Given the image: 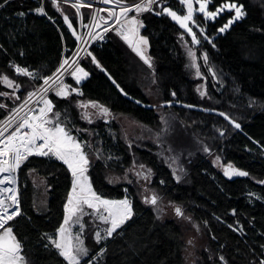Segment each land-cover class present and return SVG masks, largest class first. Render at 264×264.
Masks as SVG:
<instances>
[{
	"label": "trees",
	"instance_id": "1",
	"mask_svg": "<svg viewBox=\"0 0 264 264\" xmlns=\"http://www.w3.org/2000/svg\"><path fill=\"white\" fill-rule=\"evenodd\" d=\"M224 1L243 5L244 18L221 32L229 14L216 23L196 17L204 35L196 33L199 45L194 46L179 23L162 13L167 8L183 15V7L176 0H156L153 8L160 15H138V35L133 38L137 44L140 37L147 40L146 47L138 46L151 67L112 29L79 66L87 78L77 84L70 76L73 91L67 98H48L51 115L58 113L67 130L73 126L93 130L95 151L101 154L87 171L92 191L118 200L128 197L132 209L131 218L99 243L98 228L89 227L88 255L80 264H259L264 260V0H214V5ZM0 4L4 5L0 7L1 120L5 107L14 104L8 95L23 99L54 71L63 54L74 50L77 38L63 17L66 4L54 5L51 0H0ZM69 19L77 34V18ZM184 46L197 59L206 89L203 96L196 89L198 79L186 71ZM14 65L32 75H16ZM5 77L11 87L2 81ZM146 86H153L161 102L158 108L173 113L192 137L190 153L162 156L148 139L128 145L113 118L82 122L78 105L93 102L113 117L123 116L157 130L160 115L144 92ZM211 153L248 175L228 179L208 159ZM133 166L149 175V186L162 198L157 204L180 206L189 214L202 233L198 245L188 243L189 225L162 218L156 204L144 206L135 182L107 181L108 171L123 174ZM17 170L20 215L6 227H12L21 245L24 264H67L53 241L63 220L71 172L55 157L38 156H29ZM32 170L45 179L47 187L42 212L34 205L35 189L28 174Z\"/></svg>",
	"mask_w": 264,
	"mask_h": 264
},
{
	"label": "snow or ice",
	"instance_id": "2",
	"mask_svg": "<svg viewBox=\"0 0 264 264\" xmlns=\"http://www.w3.org/2000/svg\"><path fill=\"white\" fill-rule=\"evenodd\" d=\"M56 0H53L55 5ZM67 3L68 0H65ZM105 4H113L115 7L120 8L119 15H115V20L119 23L121 17H126L127 14L131 11H136L137 13L141 11L150 10V5L156 3V0H148L147 3H139L134 6L126 7L122 4L121 0H102ZM199 2V11L203 13L206 19L212 18L215 19L217 15L223 12L225 9L228 11L235 12L233 18H230L228 24L220 29L221 32H224L231 24L236 20L242 18L245 13L243 11V5L224 4L216 9L215 12L207 11V5L211 0H198ZM7 3V0H5ZM181 3L186 4L188 11L187 15L181 17L177 15L176 12L171 11L167 8L162 9V12L167 13L173 20L179 23L180 27L185 29L189 35L192 36V43L198 44L199 41L196 39V36L193 34L192 29L188 27V22L193 21V10L191 5V0H181ZM3 4H0V7H3ZM90 7L81 3L80 0H76L72 7L79 8ZM59 11V8H57ZM40 14H44L43 9L39 10ZM114 13L109 12V16H113ZM65 23H68V17L65 16ZM95 20V17L93 18ZM107 21H105L106 23ZM138 21L134 18H128L126 31H121L118 34L129 43L130 47H133V51L137 53L138 56L144 61L145 64L151 67L150 59L147 58L138 46H134L132 42V37L138 35ZM69 28H72V24L68 23ZM131 26V27H127ZM142 26V25H140ZM99 27V25H97ZM108 31L107 28L104 29ZM75 35V33H73ZM95 39V37H93ZM183 38V37H182ZM80 40V37H77ZM207 39V37H205ZM211 43V41H209ZM147 40L143 37H140L138 44H142L145 47L147 46ZM91 55V53H89ZM189 56L194 57V54L189 51ZM205 62H207V56L204 57ZM93 62L97 63V67H100L99 63L93 57ZM75 63V61H73ZM65 65H69V61L65 59L57 73L62 75V70L65 69ZM70 66V65H69ZM192 67H196L195 62H193ZM103 70V69H102ZM18 73L23 75L31 76L32 74L26 70L17 68ZM54 73L56 79H59V75ZM72 75L76 78L77 83L80 82L84 77L88 76V73L85 72L82 68L76 67L72 72ZM197 76L200 75L199 70L196 73ZM55 83L52 77H48L44 80V84L48 85L49 88L51 84ZM9 87L12 86V82L6 77L3 81ZM18 87V86H17ZM48 88L44 89V92H47ZM79 94V93H78ZM201 96L204 95L203 92L200 93ZM57 96L66 97L68 92L66 88L61 87L57 92ZM175 95V93H173ZM44 107L39 109V115L30 116L28 119L23 120V122L17 127L11 135L7 136L5 139H0V173H9L15 172L18 169L23 161H25L29 156H53L56 159L60 160L62 163L67 165L69 171L73 177V188L72 192L69 195L68 203L65 206L66 216L64 225L61 227L60 239L54 240V246L59 250V255L62 256L67 264H80V257L86 256L88 250L83 246V241L79 236L76 237V244L74 245L71 238L67 235L68 228L66 227L69 221L72 219L77 212H80L81 215L84 213L80 207L81 204L86 205L88 208L93 209L94 213H99L102 208L104 212L107 213V216L99 215L98 218L105 224H110V227L107 228L106 237H112L113 233L129 218L132 216V209L129 202L125 199L122 201H109L101 199L95 192L92 191L91 185L87 182V177L84 173L87 171L88 160L85 157L84 152L81 150V145L77 143L71 135L61 127L59 123H55L52 127H47V125L52 124V121L47 118L48 113L52 112V103L43 99ZM89 105L81 104V107H88ZM3 107V105H0ZM91 107H99L100 111L107 114V109L100 107L99 105L93 103ZM225 119H228L225 116ZM236 128H239V124H234ZM27 128L28 132L20 134V129ZM4 131H7L5 128ZM223 135V133H221ZM0 136H3V131H0ZM37 141H42V143L37 144ZM224 174L231 178L232 176H247L248 173L244 171L237 170L232 165H228L224 169ZM14 181L9 175L4 179H0V184H12ZM0 193H3L7 197V201H11V204H8L5 199H0V264H23V257L20 255L21 245L17 242L16 237L13 235L12 227L6 225L9 224V221L17 215H20V210L18 206L17 196L15 189L13 188H0ZM11 193V195H8ZM152 204L156 203V198L153 197L151 200ZM10 209H14L11 210ZM177 215L181 214V210L178 208ZM77 222H79V217H77ZM83 229V224H81V230ZM235 230V229H234ZM102 237L100 232L96 233V240L99 243ZM223 257L221 260L223 261ZM261 264H264V260L261 261Z\"/></svg>",
	"mask_w": 264,
	"mask_h": 264
},
{
	"label": "rangeland",
	"instance_id": "3",
	"mask_svg": "<svg viewBox=\"0 0 264 264\" xmlns=\"http://www.w3.org/2000/svg\"><path fill=\"white\" fill-rule=\"evenodd\" d=\"M44 1V0H41ZM53 1V0H51ZM139 3H147L148 0H139ZM58 3H63L66 4V9L67 10V15L66 13H63V17L67 16L68 17V23H70V17L77 18L78 21V30L79 31V25L80 23L88 22L91 18H94V13L91 7H82L77 10V8L72 7V4L76 2V0H69L67 3L65 1H56ZM82 3L83 0H80ZM136 2V1H135ZM137 3V4H139ZM136 5V4H135ZM134 6V5H133ZM153 8V6H152ZM154 12H157L154 10ZM146 11H141L137 13L136 11H131L128 14L133 15L131 18L136 19L138 15L141 13H144ZM147 13V12H146ZM151 13V12H149ZM153 14V13H152ZM154 15V14H153ZM156 16V15H155ZM181 16V15H180ZM65 20V19H64ZM197 22V20L195 19ZM67 23V25H68ZM127 22H125L126 26ZM178 25V24H177ZM131 27V26H127ZM178 27L186 33V35L191 39L192 42V36L189 35V33L180 27ZM190 28L192 29L193 34L196 36V33H199L197 29L191 25ZM73 33H75L72 28H70ZM127 30V28H126ZM200 34V33H199ZM74 37H78V33L74 35ZM134 37H132V42L134 46H138L137 42L133 40ZM197 39V38H196ZM211 41V40H210ZM193 44V43H192ZM194 46H198V44H193ZM139 47V46H138ZM189 51H191L193 54L194 52L187 48V46H184V54H185V68L186 71H188L189 76L192 79H198V84H197V92L200 94L201 92L204 93L205 85L204 82L201 81V72L200 68L197 63V59L194 55V57L189 56ZM193 62H195L196 67H192ZM197 70H199L200 75L197 76ZM4 81V79H2ZM70 84L67 82L63 84L61 87L66 88V91L68 92V95L70 94L73 89L70 88ZM58 88L57 91L60 89ZM33 89V88H32ZM32 89L26 94V96L21 99L20 101H16L17 97L15 94L11 93L8 95V97L13 101V105L10 108H6V113L4 117L0 120V131H3V136H0V139H5L7 136L11 135V133L15 130L17 125H15L16 121L19 120L20 117H25L31 106V99L29 98V93L32 91ZM56 91V92H57ZM56 92L53 93L52 95H56ZM144 92L147 95V98L150 100L151 106H154L157 108V112L160 115V127L157 130H150L146 129L145 127L137 124L133 120L123 117V116H115L113 117L108 111L107 114L105 115L102 113L99 109V107L94 108L91 107V104L93 102H86L82 104L89 105L88 107H81V104L78 105V108L81 110V120L82 122H91L94 121L95 119L102 118L104 119L103 121H109L112 118L115 119L119 125V129L121 130L123 137L125 138V142L128 145H131L133 143H136L137 140L145 141V140H150L149 142L155 143L156 148H154L155 152L158 153L159 155L164 156L167 155L168 157L172 155V153L177 154L178 152L182 151L183 153H190V149L193 148L194 144L192 143V137L187 134V131L185 130L184 126L178 121V119L175 117L173 113L170 111H163V109L158 108L160 107L161 102L158 100L157 95L155 94V90L153 89V86H146L144 88ZM28 95V96H27ZM67 95V96H68ZM66 96V98H67ZM27 97V98H26ZM61 97V96H59ZM26 98V99H25ZM49 100V99H48ZM96 104V103H95ZM98 105V104H97ZM100 106V105H99ZM102 107V106H100ZM104 108V107H103ZM47 118L52 121V124L47 125L48 127H52L55 123H59L61 127L65 128V130L73 137V139L81 145V150L84 152L85 157L88 160V165H87V171L88 169L91 168L93 163L97 160L100 159L99 155L100 150L95 151L96 149V139L94 138L93 130L90 129L89 127L86 126H73L72 129L67 130L65 123L62 122L59 119L58 113H48ZM14 125V126H13ZM13 127V128H12ZM7 129V131H4V129ZM184 138L189 142V144H186L184 141ZM166 152V153H165ZM46 157H53V156H46ZM167 157V156H165ZM208 159L216 166V168L220 169L222 174H224V166L227 165V163L223 162L222 158L219 157L218 154L216 153H211L210 156H207ZM54 158V157H53ZM85 172L84 175L87 177V182L90 184V179L88 176V172ZM14 181H15V187H16V196H17V201L19 200L18 196V170L14 172ZM31 178L33 179V183L35 185L36 192H34V196L36 197L38 204L42 205L44 204V201H47V187L45 183V179L40 176L36 171H31L29 173ZM226 176V175H225ZM106 179L109 183H116V182H128V183H136L137 186V194L139 196V199L141 200L142 204L144 206H152L154 204L151 203V200L153 197L156 198V205L157 208L160 212L163 213L162 218L165 216L167 217H172L176 218L179 220L180 223H186L189 225V234H188V243H191V245H198L201 242V230L195 226V224L192 222L190 219L189 214H185L184 209L180 206L176 205H170L167 204L166 202H163L161 205L157 204L158 200L162 199L160 195L157 194V192L149 186V175L146 173V171L142 170L141 168L137 166H133L127 171H125L123 174L115 173L114 171H108L106 174ZM135 180V181H134ZM91 185V184H90ZM73 188V177H72V183H71V189L70 193L72 192ZM92 188V187H91ZM14 189V187H13ZM11 195V193H10ZM69 195L67 197L65 206L68 203ZM101 199H110L113 201H122V200H127L130 204V200L128 197L124 199H113L109 197H101ZM163 201V200H162ZM19 206V202H18ZM64 206V215H63V220L61 223L60 228L57 231L56 235V240L60 239V229L64 225L65 221V216H66V210ZM82 211L86 214L81 215L80 212H77L76 215L72 217V219L69 221L68 225L66 226L68 228V233L67 235L71 238L73 244H76V237L79 236L80 239L84 242L86 235H83L89 230V227L92 225H96L98 228L97 232H100L102 237L106 238V228L110 227V224H106L107 226L105 228L101 227V225L105 226V223H103L98 216L99 215H104V210L101 208L99 213H94L93 209L88 208L86 205L81 204L80 205ZM181 210V214L177 215V209ZM167 213H166V211ZM16 217V216H15ZM77 217H79V222H77ZM85 219H87L85 221ZM130 219V218H129ZM127 219L126 221H128ZM125 221V222H126ZM10 222V221H9ZM81 224H83V229L81 230ZM124 224V223H123ZM199 229V230H198ZM2 231V230H0ZM200 231V232H199ZM95 233V236H96ZM105 238L101 239L100 241H103ZM84 246V245H83ZM58 250V249H57ZM59 253V250H58ZM21 255V253H20ZM22 256V255H21ZM23 257V256H22ZM64 260V259H63ZM81 257H80V262H81ZM191 259L188 261L190 262ZM23 264H24V258H23ZM90 264V262L86 263Z\"/></svg>",
	"mask_w": 264,
	"mask_h": 264
},
{
	"label": "built area",
	"instance_id": "4",
	"mask_svg": "<svg viewBox=\"0 0 264 264\" xmlns=\"http://www.w3.org/2000/svg\"><path fill=\"white\" fill-rule=\"evenodd\" d=\"M56 1H65V0H56ZM176 1L184 9V14L181 15V17H183L184 15H187V11H188L187 5L181 3V0H176ZM139 2L140 1L137 0L136 2H133V3H122V4L126 7H130V6H133ZM82 3H84L86 5H90V7L92 8L93 13H94L95 20L93 18H91L88 22H84V23L81 22L80 23V25H79L80 27H79V31H78V37H80L81 39L80 40L77 39L76 47L74 48V50L69 55L66 56L63 54L58 65L54 69V71L46 77V78L52 77L53 80H55V83H52V81H49V83L51 84V87L49 88L48 85L44 84V80L46 79L45 78L41 83L35 85L34 88L32 89V91L28 94L31 101L32 100L33 101L31 103L30 110H29L28 114L25 117H20L19 120L16 121L15 125H17V127L23 122V120L28 119L30 116L39 115V109L44 107L43 99L48 100V98L53 93H55L57 91V89L60 88V86H62L63 84L68 82V78L70 76H72V72L74 71V69L76 67H79L80 65H82L84 63V61L86 60V58L88 57V55L90 53V49L92 48V46H94L95 44L102 41L103 38L105 37L106 33L112 29H115L117 32L126 31V27H124L125 22H127L128 18H131L133 16V15L127 14V18L121 17L119 23H117L115 20V15H119V13H120L119 7H115L111 3L105 4L102 2V0H83ZM226 3L227 4H232V3L237 4L236 2H232V1H224V2H220L217 5H214V0H211V2L207 5V11L215 12L218 7H220ZM191 5H192V10H193V21L188 22V27L193 25L197 29V31L201 34V36L204 35V30L198 26V23L195 21L196 17L205 21L206 23H216L222 17L229 14L230 16L228 18H226V21L222 26V27H224L226 24H228L229 19L233 18L235 15L234 10L228 11L227 9H225L223 12H221L219 15H217L215 17V19H212V18L206 19L205 16L203 15V13H201L199 11L198 0H191ZM152 6H153V4L150 5V10H148L146 12H151L156 16L160 15V13L153 11ZM109 12L114 13V15L109 16ZM162 13H165V12H162ZM177 15H179V14L177 13ZM242 18H244V16ZM242 18H240L239 20H236L235 22L240 21ZM105 21H107V22L105 23ZM97 25H99V27H97ZM105 28H107L108 31H105L104 30ZM93 37H95V39ZM65 59H67L69 61L70 66L65 65L66 70H62V75H60L57 73V69H59L61 67V65ZM73 61H75V63H73ZM19 69H21V68H19ZM16 70H17V67H15V74L16 75H23V74L18 73ZM54 73H57V75H59L58 80L54 76ZM45 88H48L47 92H44ZM17 127L15 128L14 131H16ZM28 131H29V129L22 128V129H20V134L26 133ZM40 143H42V141H37V144H40ZM33 156H36V155H33ZM38 157H46V156H38ZM105 200L113 201L110 199H105ZM104 213H105V216H107V213L106 212H104ZM106 238H110V237H106ZM261 261L259 264H261ZM66 263H67V261H66Z\"/></svg>",
	"mask_w": 264,
	"mask_h": 264
},
{
	"label": "bare ground",
	"instance_id": "5",
	"mask_svg": "<svg viewBox=\"0 0 264 264\" xmlns=\"http://www.w3.org/2000/svg\"><path fill=\"white\" fill-rule=\"evenodd\" d=\"M17 67L16 65H14V68ZM18 68V67H17ZM9 175H11L13 181H14V172H12L11 174L9 173H0V179H4L5 177H8ZM15 189L16 191V187H15V181L12 183V184H0V188H13ZM10 195V193L8 194ZM0 199H5L7 201V197L3 194V193H0ZM8 204H11V201H7ZM11 210H14V209H10Z\"/></svg>",
	"mask_w": 264,
	"mask_h": 264
},
{
	"label": "crops",
	"instance_id": "6",
	"mask_svg": "<svg viewBox=\"0 0 264 264\" xmlns=\"http://www.w3.org/2000/svg\"><path fill=\"white\" fill-rule=\"evenodd\" d=\"M85 78H87V77H84L82 80H80V82L79 83H81ZM79 83H77V84H79ZM29 174V173H28ZM42 177V176H41ZM29 179L31 180V182H32V184H33V187H34V189H35V185H34V183H33V179L31 178V176L29 175ZM35 192H36V189H35ZM35 195V194H34ZM34 205H35V208H36V210L37 211H44V210H46L45 208H46V201H44V204H42V205H39L38 204V201H37V199H36V197L34 196ZM102 227V226H101ZM83 235H86V237H84L85 238V240H84V242H83V245H84V247H85V241L87 240V237H88V232H86V233H84ZM86 248V247H85ZM87 249V248H86ZM88 250V249H87ZM88 255V254H87ZM87 255L86 256H83V257H81V258H85V257H87Z\"/></svg>",
	"mask_w": 264,
	"mask_h": 264
},
{
	"label": "flooded vegetation",
	"instance_id": "7",
	"mask_svg": "<svg viewBox=\"0 0 264 264\" xmlns=\"http://www.w3.org/2000/svg\"><path fill=\"white\" fill-rule=\"evenodd\" d=\"M228 165H231V164H227V165H225L224 166V168H226ZM234 167V166H233ZM215 168H216V166H215ZM235 168V167H234ZM220 173H222L221 172V170L220 169H218V168H216ZM237 169V168H236ZM237 170H240V169H237ZM240 171H242V170H240ZM225 176V175H224ZM225 177H227L228 179H233V178H236V177H239V176H232L231 178H229L228 176H225Z\"/></svg>",
	"mask_w": 264,
	"mask_h": 264
},
{
	"label": "water",
	"instance_id": "8",
	"mask_svg": "<svg viewBox=\"0 0 264 264\" xmlns=\"http://www.w3.org/2000/svg\"><path fill=\"white\" fill-rule=\"evenodd\" d=\"M21 251V250H20Z\"/></svg>",
	"mask_w": 264,
	"mask_h": 264
}]
</instances>
